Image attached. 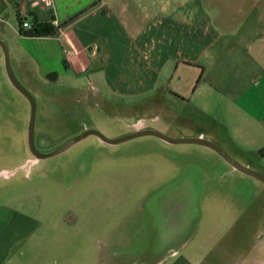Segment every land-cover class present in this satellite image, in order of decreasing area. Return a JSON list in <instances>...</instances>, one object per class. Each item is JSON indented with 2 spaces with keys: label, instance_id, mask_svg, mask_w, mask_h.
Masks as SVG:
<instances>
[{
  "label": "rangeland",
  "instance_id": "rangeland-1",
  "mask_svg": "<svg viewBox=\"0 0 264 264\" xmlns=\"http://www.w3.org/2000/svg\"><path fill=\"white\" fill-rule=\"evenodd\" d=\"M11 23L0 39L16 79L36 102V150L53 152L86 130L119 139L133 133L138 119L153 125L147 111L123 109L121 99L106 92L97 95L91 89L97 83L86 74H64V61L47 49L19 46L11 29L18 22ZM23 49H36V61ZM29 116V102L10 84L0 48V208L11 207L14 219L36 220L19 230L31 239L18 242L0 264L264 260V233L255 238L264 232V183L234 170L214 151L150 136L118 145L88 136L59 155L27 163L34 160L27 145ZM248 168L264 176V154Z\"/></svg>",
  "mask_w": 264,
  "mask_h": 264
},
{
  "label": "crops",
  "instance_id": "crops-1",
  "mask_svg": "<svg viewBox=\"0 0 264 264\" xmlns=\"http://www.w3.org/2000/svg\"><path fill=\"white\" fill-rule=\"evenodd\" d=\"M13 18L62 27L50 38L18 34V44L47 49L64 74H86L97 95L120 98L123 109L147 111L153 125L138 119L133 132L209 140L251 168L263 154L264 1L0 0V32ZM32 50L22 53L35 62ZM12 213L0 208V262L31 239L19 230L36 221Z\"/></svg>",
  "mask_w": 264,
  "mask_h": 264
},
{
  "label": "water",
  "instance_id": "water-1",
  "mask_svg": "<svg viewBox=\"0 0 264 264\" xmlns=\"http://www.w3.org/2000/svg\"><path fill=\"white\" fill-rule=\"evenodd\" d=\"M0 48L3 51V61H4L5 73H6V76L10 84L28 100L29 105H30V116H29V122H28V128H27V145L34 159L30 161L31 163L38 162L40 160H44L48 158H52L56 155H59L63 153L64 151H66L67 149H69L74 144H76L77 142L85 139L88 136H95L98 138L100 142L105 143L107 145H118L120 143H124L132 139L150 136V137L158 138L171 145L189 144V145H198V146L208 148L214 151L215 153H217L234 170L264 183V176L252 171L247 166L237 162L232 157H230L222 148H220L218 145H216L215 143L209 140H205L201 138H170L152 129L136 130L132 134L124 136L119 139H108L98 131L86 130L82 134H80L79 136H76L75 138H73L72 140H70L69 142L64 144L62 147L58 148L57 150L53 152H49V153L39 152L38 150H36L35 145H34V122H35V113H36V102L33 96L16 79L12 71V68L10 66L7 46L1 39H0Z\"/></svg>",
  "mask_w": 264,
  "mask_h": 264
},
{
  "label": "trees",
  "instance_id": "trees-1",
  "mask_svg": "<svg viewBox=\"0 0 264 264\" xmlns=\"http://www.w3.org/2000/svg\"><path fill=\"white\" fill-rule=\"evenodd\" d=\"M27 21L26 19L19 20L18 34L24 38H50L56 37L60 31V28H55L49 24H38L33 19L30 21L31 28L26 30L22 27V23Z\"/></svg>",
  "mask_w": 264,
  "mask_h": 264
},
{
  "label": "built area",
  "instance_id": "built-area-1",
  "mask_svg": "<svg viewBox=\"0 0 264 264\" xmlns=\"http://www.w3.org/2000/svg\"><path fill=\"white\" fill-rule=\"evenodd\" d=\"M42 1L46 2L47 0H42ZM53 25H54L55 27H57V23H56V22H54ZM54 26H53V27H54ZM22 27H23L24 29H26V30H29V29L31 28V24H30L29 22H27V21H24V22L22 23ZM262 153L264 154V148H263V150H262Z\"/></svg>",
  "mask_w": 264,
  "mask_h": 264
}]
</instances>
